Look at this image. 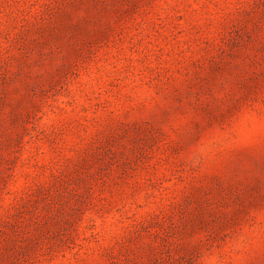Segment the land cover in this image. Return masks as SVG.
I'll list each match as a JSON object with an SVG mask.
<instances>
[{
	"label": "rangeland",
	"instance_id": "374dc122",
	"mask_svg": "<svg viewBox=\"0 0 264 264\" xmlns=\"http://www.w3.org/2000/svg\"><path fill=\"white\" fill-rule=\"evenodd\" d=\"M0 264H264V0H0Z\"/></svg>",
	"mask_w": 264,
	"mask_h": 264
}]
</instances>
